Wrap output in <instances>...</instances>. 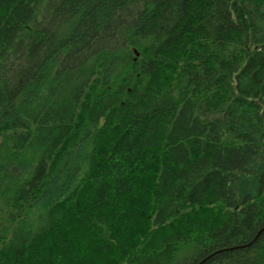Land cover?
Wrapping results in <instances>:
<instances>
[{"label":"trees","instance_id":"16d2710c","mask_svg":"<svg viewBox=\"0 0 264 264\" xmlns=\"http://www.w3.org/2000/svg\"><path fill=\"white\" fill-rule=\"evenodd\" d=\"M0 264H264V0H0Z\"/></svg>","mask_w":264,"mask_h":264}]
</instances>
